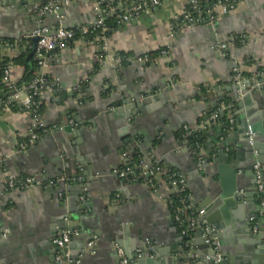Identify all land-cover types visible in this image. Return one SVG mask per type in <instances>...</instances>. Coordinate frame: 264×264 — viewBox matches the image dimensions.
I'll return each instance as SVG.
<instances>
[{"label": "crops", "instance_id": "0c3cea01", "mask_svg": "<svg viewBox=\"0 0 264 264\" xmlns=\"http://www.w3.org/2000/svg\"><path fill=\"white\" fill-rule=\"evenodd\" d=\"M96 1L73 0L60 8L62 16L51 23L35 20L39 17L37 7L46 0H17L16 5L0 0V40H20L38 26L78 30L96 18ZM187 9L188 0H166L128 23L117 22L101 44L80 38L49 57L45 75L56 90L51 87L42 96L48 130L36 131L38 137L31 145H27L32 134L30 116L6 107L7 98L2 96L6 92L0 86V160L15 178L35 176L43 184L8 190L0 175V264H53L49 259L54 252L53 240L65 231L60 226L72 222L69 200L75 214L88 221L85 229L96 232L94 249L82 251L79 264H119L118 239L127 242L129 249L138 241L149 246L157 240L158 247L168 252L162 260L170 259L169 264H187L181 259L196 250L200 256L194 257L193 264H207L203 258L208 247L194 246L200 239L197 231L180 233L169 204L173 194L164 176L155 177L153 190L143 184H125L111 175L113 168L127 164L132 149L143 151L147 163L158 160L167 171L181 173L191 202L204 211L209 208L205 202L215 198L213 188L220 190L221 185L227 187L236 181L235 192L242 197L222 201L210 216L230 221L225 231L212 225L226 261L231 252L245 246L247 235L242 227L247 229L248 217L259 212L252 167L258 158L264 180V162H260L264 161V137L262 149L251 155L239 144L234 129L226 135L220 124L209 122L208 113L223 94H230L236 103L241 98L240 92L236 97L224 90L235 85L237 73L244 82L260 76L262 82L247 89L248 94L254 93L247 107L236 104L234 128L237 122L251 119L264 133V0H245L210 28L199 26L168 38L169 17ZM217 42L227 44V50H216ZM164 49L167 54L161 56ZM157 53L156 63L137 61ZM15 57L0 46V58ZM24 74L23 66H12L15 85ZM82 85L83 99L78 93ZM202 88L206 94L198 98ZM126 102L143 108L126 119L118 112V105L124 107ZM71 124L73 129H69ZM184 126L205 128L202 168L193 160L189 146L177 140ZM126 139L132 144H125ZM57 160L63 165L61 172ZM79 160L83 167L78 166ZM61 178L65 181L47 186ZM63 209L66 218L61 216ZM208 218L204 220L208 222ZM85 231L81 227L72 232L79 237ZM76 239L68 249L70 257L83 246ZM133 253L140 255L137 250Z\"/></svg>", "mask_w": 264, "mask_h": 264}, {"label": "built area", "instance_id": "2783aa9c", "mask_svg": "<svg viewBox=\"0 0 264 264\" xmlns=\"http://www.w3.org/2000/svg\"><path fill=\"white\" fill-rule=\"evenodd\" d=\"M73 0H46L44 4L37 7L36 13L39 17L52 15L63 6H67ZM166 0H98L94 4V12L96 18L89 25L84 26L78 30L66 29L61 26L52 28L49 26H40L38 28L29 30L26 32L20 40L17 41H4L0 40V46L8 52L14 53L16 56L21 53L30 52L34 49L33 58L36 62L37 70L34 78L22 88L16 87L12 80L11 68L12 64H8L2 71L0 83L6 88V93H9L5 101L6 107H16L17 111L25 113L30 116L32 120V134L27 142V145H31L37 139L36 130L47 131V127L43 120V115L40 112V102L38 98H41L47 89L52 87L46 79V71L48 69V59L56 52L70 47V45L77 39L83 38L90 43L98 42L99 44L104 41L107 36L108 27L105 24L104 18L114 16L118 23H128L134 18L138 17L141 13L149 10L157 9ZM245 0H188V9L181 13H174L169 17V33L168 38H172L175 34L192 30L199 26H214L217 20L221 17L232 12L240 3ZM119 8L123 11L120 13ZM119 10V11H118ZM33 39H37L34 45L31 42ZM214 48L218 51L225 52L227 50V44L217 42ZM167 50L161 51V56H165ZM101 63L106 64L104 58H101ZM108 60V57L106 58ZM125 60H129L126 59ZM157 59H150L149 57L138 58L139 62H155ZM237 71V70H236ZM240 75L237 73L235 84H238ZM232 105H225L224 103H218L217 109L209 115V122L211 124L217 123L218 114L224 110H230L228 114V128L225 130V134H229L234 129V112L231 111ZM205 128L190 130L189 127L184 126L182 129V137L184 142L189 146L187 138L193 133L203 132ZM251 144L253 134H248ZM25 145L21 144L20 148L24 149ZM192 156L196 159V164L199 168H202L205 161L204 146L202 143L195 142L193 145ZM256 180V193L259 198L258 205L260 207L259 212L256 215L249 216L247 222L250 224L252 232L256 233L258 229L257 220L264 217V181L260 173V165L256 163L252 167ZM0 175L4 178L5 187L8 190L20 189L25 190L32 186H43L35 176H25L20 180H17L12 176L8 170L3 166L0 160ZM111 175L116 179L124 182L125 184H143L149 186L153 190H156L155 177L158 175L164 176V183L172 191V194L176 196L177 206L172 205V201L169 200V204L173 213V218L177 223L180 233L186 235L190 230H196L201 232V237L206 246L213 249V256H205L203 260L212 264H221L223 261V255L220 251V241L216 236V229L207 224L203 219L204 210L197 208L192 202L191 197L187 189L186 178L179 172H169L158 160H150L146 162V157H140L136 164V171L134 168L128 165L122 167L113 168ZM64 182L65 179L61 178L55 181H49L47 186H53L56 182ZM188 213L189 217L184 219L183 215ZM74 232L65 230L60 232L53 243L58 250L54 255L53 264H79V261H73L68 251L63 252L70 242L71 238L75 236ZM94 245V241H90L87 247L91 249ZM116 256L119 264H133L125 255L124 250L116 246ZM140 255L138 254V257Z\"/></svg>", "mask_w": 264, "mask_h": 264}, {"label": "water", "instance_id": "95a60500", "mask_svg": "<svg viewBox=\"0 0 264 264\" xmlns=\"http://www.w3.org/2000/svg\"><path fill=\"white\" fill-rule=\"evenodd\" d=\"M8 1H9L8 3H10L11 5H16L18 3L17 0H8ZM60 16H62V10L61 9L57 10L56 13H54L52 15H47L44 17H37L35 20H37V21L46 20V21H50L51 23H54L56 21V18L60 17ZM38 27H40V26H38ZM207 27L210 28L211 26H207ZM32 42L35 45L37 42V39H33ZM33 54H34V49L28 54L27 59L32 58ZM258 82L259 83L262 82L260 76H257L254 80L247 81V82L239 81L238 84H235L234 86H231V87H227L224 90H226L227 92H233L236 97H238V92H240L241 98L237 101V105L240 108H242V106L247 107L250 99L252 97H254V93L252 92L251 94H248L247 89H249L251 87V85H254V87H255ZM2 96L7 98L9 96V93H5ZM256 100H257L258 104L261 102V100H258V99H256ZM145 103L146 102H143V105ZM1 107H2V105L0 102V108ZM142 108L143 107H141L140 104H137V103L136 104H130L129 102H126V103H124V107L118 105V112L121 114L122 113L125 114L126 119H131L135 115L136 111L142 110ZM73 128H74V125L71 124V126H69V129H73ZM67 129L68 128H65L64 126L62 128V130L68 134L69 131ZM234 131H236V133L239 136V139H240L239 144L242 145L251 155H254L255 151L262 149V146H260V141H262L261 138L264 137V133L259 128V125L253 123L251 119H249L246 122H237L236 127L234 128ZM249 133L254 135V137L251 139V144H250V139L248 136ZM78 134L80 135V132H78ZM125 144H132V140L126 139ZM124 153H125V150H122L120 152V154H122V155H124ZM57 161L59 163L58 164L59 172H61L63 165L60 164L59 160H57ZM260 162H264V161L262 160ZM256 163H259L258 158L254 159V164H256ZM78 166H81V167L84 166L82 160H79ZM67 168H68V165H67ZM85 173L80 174V176L86 175ZM260 173L262 175L261 169H260ZM255 185H256V180H255ZM236 187H237V184H236V181H234L230 186H227V187L221 185L220 190L218 189V187H215L212 189L211 195L215 197L214 200L212 201L209 198L205 202V204L209 203V208L206 211H204V216H203V219H205V217H208V215H209L207 224H209V225L217 224L216 225L217 228H220V229L225 231V228L230 224L229 219L219 218V217L214 219L213 217L210 216V213L213 210V208L215 206H217L218 204L222 203V201L227 203L228 201L232 202L233 198L242 197V196L236 194V192H235ZM67 203L69 206L68 211L73 213V215L71 216L72 222L67 226H60V229H64V230H68V231L72 232L74 229L81 230V227H82V228H84V230H86L85 233L84 232L80 233L79 237L74 236L71 239V242H73V240H77L76 238H79V240L82 242V245H83V246L78 247V248H80V251L71 257V259L75 262V261H77V259L80 256L82 251H86L89 249L87 247V244L90 241H93L95 239V233L96 232H93L92 229H90V230L85 229L84 224H86L88 221L80 219L79 215L75 214L76 210H72L70 208V207H72V201L71 200H69ZM62 206H63V203H62ZM80 208H81V206L79 207V209ZM259 210H260V207H258V211ZM66 213L67 212L63 209L61 211V216L66 218L67 217ZM257 224H258V229H257L256 233H252L250 226H248L247 229H244L242 227V231L247 235L246 236L247 241L245 243V246L239 247V248L235 249L233 252H231L227 261L225 260V258L227 256L223 255V261L221 264H264V217L259 218L257 220ZM96 229H97V227H96ZM197 234H198L200 239L197 242H194V246H197L199 248L200 246H202L204 244V242H203V238L201 237V232L197 231ZM71 242L65 248L62 249L63 252H66V251H68V249L71 248V245H72ZM115 243H117V245L119 247H121L125 250V255L128 257V259L133 264H169L170 263V259L167 260L168 258L166 260H162L163 258H165V254L168 252L161 250L158 247L159 243L157 240L151 242V244L149 246H144V245H142L141 241H138L135 244V247L132 248V246H131L130 249L127 246V242L123 241L122 239L116 240ZM206 247H208V254L207 255L213 256L214 255L213 249L209 246H206ZM52 248L54 249V252H53L52 256L49 258L51 263H53L54 255H55L56 251L58 250V248L56 247V245L54 243L52 245ZM91 249H94V246ZM185 249H187V246H185ZM136 250L140 252L139 257L134 256L133 252H135ZM173 250L174 249H172V251ZM220 251H221V249H220ZM179 252L184 254L185 250L180 249ZM221 253H222V251H221ZM198 256H200L199 252H197L196 250H190V253L187 254V256L185 258H182L181 261H184L187 264H193L194 257H198ZM197 264H202V263H197ZM207 264H212V263L208 262Z\"/></svg>", "mask_w": 264, "mask_h": 264}, {"label": "trees", "instance_id": "16d2710c", "mask_svg": "<svg viewBox=\"0 0 264 264\" xmlns=\"http://www.w3.org/2000/svg\"><path fill=\"white\" fill-rule=\"evenodd\" d=\"M105 24L108 27V32L106 35H109L111 30L115 29L117 26V20L116 18L113 17H106L104 18ZM33 42H31L32 45ZM30 53V50L24 53H21L20 55H18L17 57L13 58L12 60H8L5 58H0V78L2 75V71L3 69L8 65V64H12V65H20L23 66L25 68V74L23 76V79L21 80V82L19 84H16V87L20 88L21 86H26L35 76L36 74V70H37V66H36V62L34 60V58H30L29 62H27V56ZM159 53L157 54H153V56L150 57V59H154L156 56H158ZM248 65L251 64L250 61L247 62ZM261 71H264V68H261ZM47 81L49 84H52V88L54 90H56V86H53V83L46 77ZM0 86L2 87V89L6 92V88L0 83ZM85 92V85H82L79 89V92L82 95V99H83V95ZM206 94V88H202L200 91V94L198 95V98H203L204 95ZM38 101L40 102V112L43 115V107H44V100L43 97L38 98ZM224 103L225 105H232L233 108L231 111H235L236 109V99L234 97H232L230 94L226 93L223 94L218 103ZM12 109L17 110L16 107H12ZM217 109V106L215 109H213L211 112H209L208 114L210 115L211 113H213L215 110ZM230 110H224L222 112H220L218 114V118H217V123L220 124L222 126V128L224 129V131L228 128V114H229ZM37 132H40L39 130H36ZM35 131V132H36ZM182 131L179 134V136H177V140L179 141V143H183L184 142V138L182 137ZM205 140H206V132H198V133H193L192 135H190L187 138V141L189 142L190 145V151H193V145L195 142H199L202 143L203 146H205ZM144 152L141 151L140 149H132L129 155V160L127 162L126 165L131 166L132 168H134V170L136 171V164L138 163V160L140 157H143ZM193 160L196 162V159L192 156ZM169 172H174V171H169ZM24 177V176H23ZM23 177H18L16 178L17 180L22 179ZM172 201V205L174 207L177 206V200H176V196L173 195L171 196ZM184 219L187 220V218L189 217V214L186 213L183 215Z\"/></svg>", "mask_w": 264, "mask_h": 264}]
</instances>
